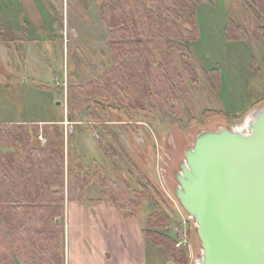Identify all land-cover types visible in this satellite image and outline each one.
<instances>
[{
  "label": "rangeland",
  "instance_id": "374dc122",
  "mask_svg": "<svg viewBox=\"0 0 264 264\" xmlns=\"http://www.w3.org/2000/svg\"><path fill=\"white\" fill-rule=\"evenodd\" d=\"M193 1L197 37L186 41L190 53L183 58L195 69L196 81L181 68L177 54L172 55L189 98L186 101L179 95L180 113H170L163 106L135 112L131 122L115 116L94 122L86 109L79 122H72L68 118L76 92L71 90L72 71L78 85H83L101 74L108 63L106 29L97 0H0V29L5 40H0V123H37L40 145L46 143V137H53L41 132L43 124H57L64 132L65 147L66 140L69 146L76 141L78 151L81 148L85 153L81 155L83 164L90 166L92 157L104 164L128 196L146 179L157 184L172 216L160 230L175 240V228L185 231L187 264H195L200 246L193 222L174 196V175L183 162V151L192 146L201 130L217 126L244 129L252 111L264 106V36L259 30L264 16L257 18L250 10L256 6L255 0ZM229 19L246 30V40L225 39L223 28ZM211 70L218 74L215 88L203 74ZM205 110L218 113L204 117ZM91 183L108 195V188L101 187L97 178ZM72 185L66 175L63 195L74 197ZM152 209V202L147 201L146 211L138 219L142 227H148L145 213ZM145 253L144 264H168L160 246L148 242ZM169 264L179 263L172 260Z\"/></svg>",
  "mask_w": 264,
  "mask_h": 264
},
{
  "label": "trees",
  "instance_id": "16d2710c",
  "mask_svg": "<svg viewBox=\"0 0 264 264\" xmlns=\"http://www.w3.org/2000/svg\"><path fill=\"white\" fill-rule=\"evenodd\" d=\"M255 3L250 10L260 18V14L264 16V0ZM97 4L106 29L107 67L83 85H78L77 74L72 71L71 90L76 92L68 118L79 122L80 113L86 109L94 122H105L114 116L131 122L135 112L161 110L163 106L170 113H180L179 95L186 101L189 98L172 55L177 54L181 68L196 81L195 69L183 58L190 53L188 43L197 37L195 2L97 0ZM259 30L264 36V25ZM223 33L226 40L248 38L246 30L231 19ZM3 34L0 29V40L5 41ZM203 74L210 86H218L215 70ZM217 113L205 110L203 116ZM41 132L53 134L48 139L45 136L44 145L36 138L37 123H0V147H8L5 151L0 149V264H59L62 229L51 224L54 217L62 215L66 175L73 181L71 190L79 202L85 201V187L95 178L101 187L108 188L111 201L124 205L132 214L145 210L147 201L152 202L143 235L151 244L162 247L174 262L188 263L189 254L177 248L175 239L160 230L172 216L157 184L146 179L128 197L109 176L104 164L94 158L90 166L83 164L76 141L69 146L66 140L65 147L64 132L57 124L44 123Z\"/></svg>",
  "mask_w": 264,
  "mask_h": 264
},
{
  "label": "water",
  "instance_id": "95a60500",
  "mask_svg": "<svg viewBox=\"0 0 264 264\" xmlns=\"http://www.w3.org/2000/svg\"><path fill=\"white\" fill-rule=\"evenodd\" d=\"M183 157L174 196L194 224L195 264H264V106L244 129L201 130Z\"/></svg>",
  "mask_w": 264,
  "mask_h": 264
},
{
  "label": "crops",
  "instance_id": "0c3cea01",
  "mask_svg": "<svg viewBox=\"0 0 264 264\" xmlns=\"http://www.w3.org/2000/svg\"><path fill=\"white\" fill-rule=\"evenodd\" d=\"M95 188L93 183L85 187L82 202L68 195L62 198V215L51 224L62 229L59 264H144L149 241L143 235L146 227L138 222L143 210L132 214L108 195L101 197L105 190Z\"/></svg>",
  "mask_w": 264,
  "mask_h": 264
},
{
  "label": "built area",
  "instance_id": "2783aa9c",
  "mask_svg": "<svg viewBox=\"0 0 264 264\" xmlns=\"http://www.w3.org/2000/svg\"><path fill=\"white\" fill-rule=\"evenodd\" d=\"M181 214V213H180ZM188 219H190L188 216H186ZM175 233H176V241H175V246L177 248H184L185 246L188 245V238L186 236L185 231L178 227L175 228Z\"/></svg>",
  "mask_w": 264,
  "mask_h": 264
}]
</instances>
